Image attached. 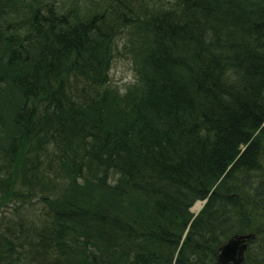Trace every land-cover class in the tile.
<instances>
[{
  "label": "trees",
  "instance_id": "1",
  "mask_svg": "<svg viewBox=\"0 0 264 264\" xmlns=\"http://www.w3.org/2000/svg\"><path fill=\"white\" fill-rule=\"evenodd\" d=\"M0 204V264H264V0H0Z\"/></svg>",
  "mask_w": 264,
  "mask_h": 264
},
{
  "label": "water",
  "instance_id": "2",
  "mask_svg": "<svg viewBox=\"0 0 264 264\" xmlns=\"http://www.w3.org/2000/svg\"><path fill=\"white\" fill-rule=\"evenodd\" d=\"M253 233L235 234L228 238L219 248L215 264H242L247 249V241Z\"/></svg>",
  "mask_w": 264,
  "mask_h": 264
},
{
  "label": "rangeland",
  "instance_id": "3",
  "mask_svg": "<svg viewBox=\"0 0 264 264\" xmlns=\"http://www.w3.org/2000/svg\"><path fill=\"white\" fill-rule=\"evenodd\" d=\"M73 0H67V2H70ZM118 47H116L117 50V54L115 56V59L112 61L110 70H109V78L110 80L115 83L118 84V86L121 89H124V87L129 84H131L133 82V69H132V64L131 61L128 60L126 57L122 56V54L120 53V49H121V42H117ZM115 51V49H114ZM201 208V206H200ZM5 209H9L6 208L4 206H1L0 204V217H2L3 215H5L7 213V211ZM199 208H195L193 207V212H197Z\"/></svg>",
  "mask_w": 264,
  "mask_h": 264
},
{
  "label": "bare ground",
  "instance_id": "4",
  "mask_svg": "<svg viewBox=\"0 0 264 264\" xmlns=\"http://www.w3.org/2000/svg\"><path fill=\"white\" fill-rule=\"evenodd\" d=\"M204 203H205V200H202V201H200V200H199V201H196V202L193 204V206L191 207V211L193 210V207H194V209H195V208H199V209H198V211H199V210L202 208V206H203ZM200 206H201V208H200ZM193 211H194V210H193ZM193 211H192V212H193ZM198 211H197V212H198ZM197 212H195V214H196ZM214 264H215V263H214Z\"/></svg>",
  "mask_w": 264,
  "mask_h": 264
}]
</instances>
